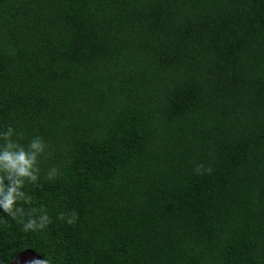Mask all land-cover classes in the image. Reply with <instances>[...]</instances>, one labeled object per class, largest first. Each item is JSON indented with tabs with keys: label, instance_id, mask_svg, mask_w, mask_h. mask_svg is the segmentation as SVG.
I'll list each match as a JSON object with an SVG mask.
<instances>
[{
	"label": "trees",
	"instance_id": "16d2710c",
	"mask_svg": "<svg viewBox=\"0 0 264 264\" xmlns=\"http://www.w3.org/2000/svg\"><path fill=\"white\" fill-rule=\"evenodd\" d=\"M9 123L52 222L0 215V264H264V0H0Z\"/></svg>",
	"mask_w": 264,
	"mask_h": 264
},
{
	"label": "clouds",
	"instance_id": "9594fccd",
	"mask_svg": "<svg viewBox=\"0 0 264 264\" xmlns=\"http://www.w3.org/2000/svg\"><path fill=\"white\" fill-rule=\"evenodd\" d=\"M24 134L11 123L0 125V215L6 214L21 226L24 232L44 231L52 222L47 209L40 206L30 207L31 198L26 188L41 181V161L48 144L37 132L27 143H23ZM197 174L211 173L210 168L196 165ZM60 175L57 167L47 170L46 179L51 181ZM25 206H29L27 209ZM57 219L72 225L78 219L73 210L70 213H60ZM36 264H48L47 260H37Z\"/></svg>",
	"mask_w": 264,
	"mask_h": 264
},
{
	"label": "water",
	"instance_id": "95a60500",
	"mask_svg": "<svg viewBox=\"0 0 264 264\" xmlns=\"http://www.w3.org/2000/svg\"><path fill=\"white\" fill-rule=\"evenodd\" d=\"M37 260H44L31 249H26L18 253L9 264H36ZM48 264H53L49 263Z\"/></svg>",
	"mask_w": 264,
	"mask_h": 264
}]
</instances>
